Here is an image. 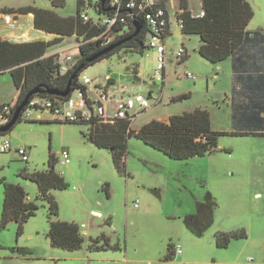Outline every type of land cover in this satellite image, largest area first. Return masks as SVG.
I'll use <instances>...</instances> for the list:
<instances>
[{
	"label": "rangeland",
	"instance_id": "obj_1",
	"mask_svg": "<svg viewBox=\"0 0 264 264\" xmlns=\"http://www.w3.org/2000/svg\"><path fill=\"white\" fill-rule=\"evenodd\" d=\"M188 1V7L200 10L201 0ZM247 1L253 10L247 28L264 29V0ZM28 5L51 9L62 17L75 16L78 8L77 0H65L62 5H52L51 0H0V23L2 10ZM169 10L173 13L174 5L169 4ZM87 11L97 18L92 8ZM16 12L22 14L23 33L7 35L14 39L11 41L52 40L57 36L32 29L28 20L32 17L33 21L31 12ZM18 14L14 15L20 19ZM39 35L41 38L35 37ZM76 41L75 36L65 37L51 45L48 53L58 51L60 59L66 55L75 58ZM200 42L199 35L184 33L175 20L171 21L163 82L154 84L153 49L144 54L120 49L89 64L83 73L90 78L110 75L138 91L133 70L138 71V77L145 81L142 92L146 95L150 87L153 97L161 99L158 103L155 98L149 100L150 106L131 121L132 130L153 119L167 122L174 114L208 110L211 129L218 132L217 146L209 153L174 159L130 135L125 139L122 172L113 164L112 149L99 147L88 138L85 122L62 121L43 112V120L21 117L6 133H0V144L4 140L11 143L10 149L0 151V216L4 180L19 183L26 199L37 205L19 233L15 221L0 228V264H264V135L235 131L230 59L210 62L199 54ZM180 47L185 50L183 59L176 57ZM187 72L194 77H187ZM15 90L11 75L0 74V97L5 95L1 99L10 101ZM6 114H1L0 124L7 120ZM242 123L246 129V120ZM18 146L26 148L27 161L22 160ZM63 149L69 153L67 164L60 159ZM49 153L58 158L54 170L67 183L62 189L50 190L57 214L49 212L37 184L21 175L23 171L47 169ZM208 193L215 201L211 221L204 226L202 216L193 228L188 226L186 218L196 213L197 203L204 202ZM51 219L82 224L81 247L68 250L52 246L47 236ZM197 227H202L199 234L194 231ZM232 231H243L245 236L230 237L227 245L219 246L217 235ZM102 236L108 238L110 246L90 250V240ZM169 245H179L181 254H171L165 260ZM18 249L26 250L25 255Z\"/></svg>",
	"mask_w": 264,
	"mask_h": 264
},
{
	"label": "trees",
	"instance_id": "obj_2",
	"mask_svg": "<svg viewBox=\"0 0 264 264\" xmlns=\"http://www.w3.org/2000/svg\"><path fill=\"white\" fill-rule=\"evenodd\" d=\"M65 0H51L52 5H62ZM108 0L101 4V0L90 4L97 14L103 13ZM77 13L75 16L62 17L53 10L33 6H22L2 10L5 14L33 13V26L35 29L45 33L57 34L52 40H29L15 42L0 37V72L7 71L16 89L19 90L18 97L10 106V112L6 114L7 120L12 116L15 107L23 100L27 92L39 88L40 91L34 96L51 97L45 90H63L72 73L76 76L71 80V89L78 87L80 73L89 65L100 60L120 49L127 51H140L142 54L147 49V28L142 18V27L139 32L130 39L123 41L109 52L97 57L92 61L88 58L108 47L111 43L124 40L135 31L133 20L113 28L114 40L104 44L103 38L98 37L104 27L92 19L83 22L79 18L81 1L77 0ZM178 17L183 21L184 33L197 34L200 38L198 48L199 54L212 63H218L224 59L231 58L234 71V87L230 99L232 104V124L236 125L237 133L264 135V93L257 96H246L242 88H236V84L242 82L239 76L242 71H247L254 61L250 57L254 54L256 42L264 40V29H248L247 25L253 16V10L247 0H201L200 11L192 12L186 0H179ZM202 12V15H199ZM122 31V33H120ZM170 33V32H169ZM75 36L78 45V55L75 63L66 72L60 70L58 53L48 54L49 47L57 44L65 37ZM258 52L255 53L257 55ZM184 55L181 59H183ZM81 66V68H79ZM134 74L136 73L135 70ZM242 72L240 75H242ZM186 95V94H185ZM184 95V96H185ZM58 96V95H55ZM7 104H0L2 107ZM253 108L256 111H252ZM21 119L20 115L17 119ZM5 121V123L7 122ZM243 120H246L248 127L244 129ZM16 121V122H17ZM4 123V124H5ZM130 120L118 119L114 123L97 122L89 125L88 138L99 147L112 149V161L114 166L125 172L123 156L125 153L126 136L134 135L150 146L163 151L174 159H187L193 156H200L213 151L217 146L218 132L211 129L210 115L208 110L197 108L182 114H174L168 121L153 119L137 130L130 128ZM3 124H0L2 126ZM4 134L6 132H0ZM58 160L53 153H49L48 168L33 172L23 171L21 175L34 181L39 189V196L46 199L49 212L57 214V203L50 194L51 189H62L67 183L63 176L54 170V163ZM3 201L0 216V228H4L8 222L15 221L18 225L17 233L20 232L22 224L31 216L37 205L26 199V192L19 183L3 181ZM215 201L208 193L204 202L197 203V211L194 215L186 218L187 225L192 227L202 216L205 218V225L212 219V211ZM203 226V228H204ZM79 225L74 222L60 219L50 220L47 236L50 244L68 250L80 248L83 242V234ZM202 227L194 229L201 233ZM245 236L243 231H232L230 233H219L217 244L225 246L230 237ZM101 239V240H100ZM109 245L105 236L90 240V250L105 249ZM116 247V246H115ZM118 247V246H117ZM169 253L164 259L168 260L169 255L175 254L174 245H169ZM22 255L26 250L18 249Z\"/></svg>",
	"mask_w": 264,
	"mask_h": 264
},
{
	"label": "built area",
	"instance_id": "obj_3",
	"mask_svg": "<svg viewBox=\"0 0 264 264\" xmlns=\"http://www.w3.org/2000/svg\"><path fill=\"white\" fill-rule=\"evenodd\" d=\"M80 1V20L86 22L92 19L103 26V32L95 38L102 37L104 44L114 40V27L117 28L119 26L120 28L121 25L129 22V20H135L136 17L142 18L148 30L145 53L150 49L156 52V64L153 74L154 84L157 80L163 82L166 63L165 40L170 32V23L175 20L180 30L183 28V21L178 17L179 5L171 13L168 0H108V8L103 13L97 14L92 8L97 14V18L94 19L87 11L90 8V4L93 3L92 0ZM202 14L200 12L199 15ZM1 16L6 28L13 30L17 27V19L14 14L1 13ZM75 43L77 47L80 44L78 41ZM184 55V48H178L176 57L182 58ZM75 60L76 58L71 55H66L62 59L59 58L60 70L66 72L74 65ZM186 76L189 78L194 77L190 72H187ZM136 79H138L135 82L138 84V91H133L127 84L116 82L110 75H105L101 78H90L82 71L78 77V87L71 89L68 95L64 97L54 95L42 97V99L36 96L30 97L22 108L20 117L39 120L40 113L49 112L58 120L70 122H85L87 124H95L97 122L114 123L118 119H128L131 122L139 113L150 106L149 100L151 98H155L156 103L161 99L160 97H153L154 91L150 87L145 95L142 92L145 81L139 77ZM73 91H76V94ZM160 94H162V91ZM9 112L10 106L8 104L4 105L1 114ZM10 147V141L4 140L0 144V151H6ZM17 151L21 155L22 160H28L25 147L18 146ZM60 159L64 164L70 161L68 150H61ZM134 205L136 206L137 204L134 203ZM174 252L175 254H181L179 245H174Z\"/></svg>",
	"mask_w": 264,
	"mask_h": 264
},
{
	"label": "crops",
	"instance_id": "obj_4",
	"mask_svg": "<svg viewBox=\"0 0 264 264\" xmlns=\"http://www.w3.org/2000/svg\"><path fill=\"white\" fill-rule=\"evenodd\" d=\"M186 1L188 2V6H189V1L188 0H186ZM169 4L174 5V8H175L176 5L177 6L179 5V2H178V0H175V1L174 0H168V6H169ZM189 9L192 12L197 13V11H194L190 7H189ZM17 16H21V18L19 19V17H18V19H17V17H16V19H17V27L16 28L17 29L15 28L13 30L12 29L7 30L6 24L4 23L3 18L1 16L2 22L0 23V37L2 39L14 40L12 38L7 37V35L18 37L23 33V29H21V23H23V21H19L22 19V14L19 13ZM28 20H30V25H31L32 29L37 30L33 26L32 17L29 18ZM32 29H29V31H28L29 36H30V31ZM261 29H263V28H261ZM38 31H40V30H38ZM263 32H264V30H263ZM43 33H45V32H43ZM46 34H48V33H45V35ZM35 37L41 38L40 35L35 36ZM47 39L48 38H46L44 40H47ZM165 42H166V40H165ZM57 52L58 51L49 52L48 54L57 53ZM256 52H258L257 55H255ZM253 53L254 54L250 57V60H253L254 63L250 64L248 66L247 71H244V72L241 71L242 75H240L241 72L239 73V76L243 80H242V82L240 81V83L236 84V88H239V87L242 88L244 90V94H246V96H257V95H261L262 93H264V40H261L260 42L259 41L256 42V48H253ZM229 59H230V68H231V91H232V89L234 87V81H233L234 80V71H233V66H232V59L231 58H229ZM166 60H167V52H166ZM135 71H136V73L134 74V77L137 78L138 77V75H137L138 71L137 70H135ZM4 73H8V72L7 71L0 72V74H4ZM164 75H165V73H164ZM231 91H230V93H231ZM18 93H19V90L16 89L15 93H13L11 95V100L8 102H6V99H1L3 96H5V95H3L2 97H0V104H9L10 106H12L18 97ZM230 103H231V99H230ZM252 111L254 112L256 110L253 108ZM40 115L41 116H40L39 120H43L44 119L43 112L40 113ZM231 118H232V104H231ZM0 119H2L1 114H0ZM1 121H3V120H0V122ZM82 231H84V230H82Z\"/></svg>",
	"mask_w": 264,
	"mask_h": 264
},
{
	"label": "water",
	"instance_id": "obj_5",
	"mask_svg": "<svg viewBox=\"0 0 264 264\" xmlns=\"http://www.w3.org/2000/svg\"><path fill=\"white\" fill-rule=\"evenodd\" d=\"M105 0H101V4H104ZM33 16V13H29ZM133 25L135 27V31L130 34L127 38H125L124 40H120V41H117V42H113L111 43L108 47L102 49L101 51L97 52L96 54H94L93 56L89 57L88 58V61H92L94 59H96L97 57L105 54L106 52H109L110 50H112L113 48H115L116 46L120 45L123 41L125 40H128L130 39L132 36L136 35L139 30L141 29L142 27V23H141V20L140 19H135L133 20ZM81 68V66L79 67ZM76 76L75 72L71 74L68 82H67V85L66 87L61 90V91H57V90H49V89H46L45 91L48 93V94H54V95H58V96H66L69 94V92L71 91V80ZM38 92H42L39 90V88H35L29 92L26 93V95L24 96L23 100L15 107L13 113H12V116L9 120H7V122L5 124H3L2 126H0V132H6L7 130H9L14 124L15 122L17 121L20 113H21V110L22 108L25 106V104L27 103V101L29 100V98L35 94V93H38ZM82 232H85V231H82Z\"/></svg>",
	"mask_w": 264,
	"mask_h": 264
}]
</instances>
